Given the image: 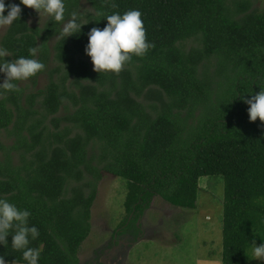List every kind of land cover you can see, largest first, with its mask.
Returning <instances> with one entry per match:
<instances>
[{
	"label": "trees",
	"instance_id": "16d2710c",
	"mask_svg": "<svg viewBox=\"0 0 264 264\" xmlns=\"http://www.w3.org/2000/svg\"><path fill=\"white\" fill-rule=\"evenodd\" d=\"M83 1L66 0L65 21L75 11L84 24L73 35L49 16L31 26L38 13L20 5L0 40L6 60L37 49L46 67L34 86L49 77L34 92L22 81L0 89V131L13 140H0V198L30 211L39 264H80L103 172L125 180L130 222L157 197L196 210L200 180L223 176L222 262L249 264V245L264 243V123L249 121L244 100L264 88V10L257 0H85L83 13ZM131 9L154 47L118 74L94 71L88 32L107 24L97 12ZM7 240L6 263L27 264Z\"/></svg>",
	"mask_w": 264,
	"mask_h": 264
},
{
	"label": "rangeland",
	"instance_id": "374dc122",
	"mask_svg": "<svg viewBox=\"0 0 264 264\" xmlns=\"http://www.w3.org/2000/svg\"><path fill=\"white\" fill-rule=\"evenodd\" d=\"M255 8L263 11L264 0H257ZM87 11L91 7L84 0L82 12ZM47 19L42 12L29 22L33 27H42ZM8 27H0V40ZM48 82V75L43 74L36 86L30 78L21 86L34 92L44 89ZM0 140L6 144L13 141L5 131H0ZM224 192L223 176L203 177L196 210L173 206L157 197L140 220L130 222L133 217L125 208V180L103 172L92 208V231L82 245L80 264H223ZM128 217L130 223L122 229ZM249 264L264 261L255 260L251 254Z\"/></svg>",
	"mask_w": 264,
	"mask_h": 264
},
{
	"label": "clouds",
	"instance_id": "9594fccd",
	"mask_svg": "<svg viewBox=\"0 0 264 264\" xmlns=\"http://www.w3.org/2000/svg\"><path fill=\"white\" fill-rule=\"evenodd\" d=\"M20 5L33 9L38 14L43 12L54 22H61V33L66 36L73 35L84 25L78 22V13L75 11L71 12L70 19L65 21L66 0H19V4L7 5L6 0H0V27L11 26L19 20L22 12ZM97 15L104 16L107 24L103 29L93 27L88 32L85 54L90 57L94 71L118 74L133 56H143L154 47L146 38L142 14L138 9H131L123 14L113 12L110 15L97 12ZM36 52V48H30L29 57L19 56L14 60H6L11 53L0 46V74L4 75L0 89L19 91L17 81H26L45 70L43 62L31 58ZM244 102L248 105L249 121L255 122L259 119L264 123V88H260L257 94L251 95ZM30 216L29 210L0 198V245H8L7 238L11 234V247L22 253L24 261L27 264H39L40 251L29 244L30 240H36L40 233L36 226L29 224ZM249 247L255 260L264 261V243L257 246L253 240ZM0 264H6L2 255Z\"/></svg>",
	"mask_w": 264,
	"mask_h": 264
}]
</instances>
